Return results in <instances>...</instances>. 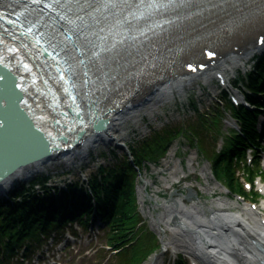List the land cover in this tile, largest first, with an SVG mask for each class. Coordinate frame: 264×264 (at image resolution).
Masks as SVG:
<instances>
[{"label":"rangeland","instance_id":"obj_1","mask_svg":"<svg viewBox=\"0 0 264 264\" xmlns=\"http://www.w3.org/2000/svg\"><path fill=\"white\" fill-rule=\"evenodd\" d=\"M263 52L264 45H260L254 51V53ZM254 55L250 54L234 64H230V60L225 61L229 67V70L225 71L227 86L234 76L239 75L238 71L250 67ZM213 70H203L206 76L204 74L194 75L191 81L186 82L183 91L176 88L171 96L162 99V101L154 103L153 100H150L146 102V109L139 110L137 113L135 111L134 115H138L128 117L118 126L119 132L125 135V138L117 141L120 145L101 141L100 144L96 143V146L90 147L86 157H76L77 161L71 163H68L64 155H59L53 163H46L45 166L38 168L29 176L16 174L4 182L2 187L0 186V195L5 196L7 191L18 182L28 180L40 173L54 176L55 178L51 179V184L63 185V182L60 181L85 180L90 177L92 172L98 173L100 164L107 165L117 162L116 158H123V155L127 153L128 146L136 148L142 139L153 137L155 131L167 125L175 128L182 127V131L189 128L187 132H184L185 134L182 132L177 135L176 133L175 138L168 143L166 152L159 157L157 162L144 161L145 159L142 161V164L145 163L147 167L143 166L142 175H135L133 179L138 199L136 198L137 206H134V213L131 215L132 220L129 228L132 230L127 232L123 242H120L127 248L122 253L123 256L120 251L114 249L116 246H112L109 240L112 230L110 222L90 232L76 219V221L67 222L64 227L52 228L51 230L55 229L56 237L53 234L50 237L48 234L44 235L40 244L29 252L26 258H23L21 249L18 250L16 256L5 260L2 264H173L174 260L180 257L183 258L184 263L188 264V259L194 255L184 251L183 246L186 242L180 239L181 235L174 233L172 226L156 224L160 214L162 222L166 223L165 220L169 213L167 208L170 207L166 205H171L169 198L172 193L177 194L179 198L181 196L182 200L180 199V201L185 205L191 203V199L186 200L185 197L188 195V186H192L194 191L199 193L193 195L195 200L210 203L219 198L232 204L238 202L244 206L252 202L250 199H253L258 206L262 205L264 194L259 189V182H264V149L257 153L254 158L256 161L253 159L252 163L243 157L233 160L231 165L233 183L218 175V178L223 182L232 183L233 189L237 193H241V196L231 193L213 174L215 172L210 157L216 152H220L221 145L230 130L227 121L232 119L230 113L227 111L225 114L220 106L222 117L217 123L220 132L216 133L215 128L209 129L201 126L199 114L193 111L191 105L192 98L200 112L208 111L209 107H212L221 96L222 86L220 85L224 83L216 78V70ZM195 131L197 135L192 133ZM224 170L222 168V171ZM138 181L142 182L138 184ZM145 181L148 185L143 187ZM247 181L251 184L249 187L246 186ZM214 192L216 195L212 197ZM156 200L161 206H157ZM70 223L76 224L72 228L69 226ZM64 230L67 233H72L71 235L77 239L65 244ZM80 232L81 235H78ZM136 238H142L146 242L141 246L142 249L143 247L147 249V246L153 241L158 248L146 257H142L143 253L133 255L130 246L136 242ZM29 241L28 239L24 246Z\"/></svg>","mask_w":264,"mask_h":264},{"label":"bare ground","instance_id":"obj_2","mask_svg":"<svg viewBox=\"0 0 264 264\" xmlns=\"http://www.w3.org/2000/svg\"><path fill=\"white\" fill-rule=\"evenodd\" d=\"M123 1L132 2L121 0L118 3L121 8L126 5ZM210 5H199L198 12L191 17L180 11V26L166 31L155 30L154 37L142 49L116 40L118 55L113 56L110 62L114 78L104 76L112 88L111 96L119 99V106L109 114L105 127L86 137L84 134L81 141L68 152L61 150L27 165L14 167L0 181V186L16 174L29 176L46 163H53L59 154L71 163L77 161L76 157H86L90 147L101 141L119 144L117 141L125 138V135L119 132L118 126L128 117L138 115H134L135 111L146 109L145 103L150 100L155 103L171 96L176 88L183 91L186 82L191 81L194 75L205 73L199 72L197 67L185 68L190 59L205 62L208 66L206 70H218L224 75L229 70L226 60L234 64L252 54L259 46L252 41L261 32L264 34V0H214ZM184 14L186 18L180 17ZM207 46H213L217 51L213 57L201 55ZM147 185L145 181L143 187ZM259 189L264 194V182H259ZM194 194L199 193L188 186L185 199H191L189 205L182 204L181 196L179 198L175 193L169 198L171 205H166L170 206L167 210H171L174 216L167 224L186 242L184 251L198 252L204 264H264L260 249L264 247V201L260 206H243L238 202L230 205L225 199L218 198L206 205L195 200ZM206 210L210 212L204 217ZM161 217V214L158 215L156 224L167 225ZM231 223L243 227V233L232 227Z\"/></svg>","mask_w":264,"mask_h":264},{"label":"trees","instance_id":"obj_3","mask_svg":"<svg viewBox=\"0 0 264 264\" xmlns=\"http://www.w3.org/2000/svg\"><path fill=\"white\" fill-rule=\"evenodd\" d=\"M241 78L242 83L252 92L248 94L249 99L255 100L259 106L260 102H264V54L255 55L253 69L248 70ZM255 94H259L260 97L257 98ZM193 100L191 98V105L193 111L199 114L201 126L209 129L216 128L219 118L222 117L218 104L214 103L208 111L200 112L198 105ZM224 100L227 102L226 106L229 111L238 119L248 137L252 139L254 121L259 115V111L243 106L236 107L227 96L224 97ZM216 129L218 130V127ZM188 130L189 128H185L182 131V127L175 128L167 125L155 131L153 137L142 139L136 148L129 147L133 162L128 153H125L123 158H116L117 162L102 165L99 169L100 172L93 173L90 177L89 184L97 199L96 210L101 213L105 222H110L112 230L109 240L116 248H120L121 255L127 248L125 244L120 245L119 242L123 240L127 232L132 230L129 228L132 220L131 215L134 213V206H137L133 183V178L137 175V167L142 171V167L145 165V163L142 164L144 159V161L157 162L159 157L166 152L168 143L175 138L176 133L177 135L182 132L185 134L184 132ZM192 133L197 135L196 131ZM236 138L246 142L242 137H232L227 142L228 148L219 153L216 152L210 157L216 174L232 183L234 181L231 165L234 157L241 159L243 150L240 147L244 145L234 142ZM246 144L248 145V143ZM231 151L235 153L232 154ZM225 163L226 165H224ZM222 168L225 170L222 171ZM47 178V174L40 173L30 182L20 181L12 186L5 196L0 197V264L5 260H10L12 255L17 253V249L22 247L25 240L30 239L31 242L24 248V252L27 254L34 241H40L41 234L37 232L47 233L54 223L60 227L67 220H74L78 217L82 224L87 223L85 218H82L83 215L90 214L88 209L82 207L83 196L86 195L83 190L85 183L83 185L80 182L67 183L66 187L49 186L45 183ZM38 183L43 188L41 192L34 189V184ZM78 190L82 192L78 193ZM144 244L146 242L142 238H136V242L130 246L132 254L143 253L142 257H146L157 248L154 241L147 246V249L141 248ZM181 261L178 260L177 264H181Z\"/></svg>","mask_w":264,"mask_h":264},{"label":"snow or ice","instance_id":"obj_4","mask_svg":"<svg viewBox=\"0 0 264 264\" xmlns=\"http://www.w3.org/2000/svg\"><path fill=\"white\" fill-rule=\"evenodd\" d=\"M31 3L38 6V11L32 19L26 18L25 24L27 26H20V31L26 33L21 48L30 53L34 52L36 47L42 48L41 52L35 53L37 56L49 53L50 59L43 67L54 69L58 82H63L65 85H69L71 82L70 86L73 88L79 86L80 92L87 95L85 89H90L92 82L99 76L108 75L110 79L114 78L110 62H112L113 56L118 55L116 52L119 46L117 41L113 40L107 45L102 42L94 43L89 39L90 33L84 28L83 23L78 25L77 22L87 20L91 13L102 9H119L116 0L98 2L95 7L88 0H31ZM148 6L153 7L155 5ZM125 7L131 6L125 5ZM140 7L143 8L145 5L141 4ZM49 9L54 15L49 16L48 11H46ZM86 9L89 11L85 12ZM128 15L131 16V12ZM46 17L48 18L46 19ZM11 23L15 24L16 22L11 21ZM140 34L137 33V35ZM8 35L11 36L12 34L8 33ZM29 37H31L30 41ZM120 43L122 44V40ZM5 51L18 54L20 49L15 44H6L4 38L0 37V52ZM4 59V56H0V63H3ZM60 60H63L62 66L58 64ZM17 63L22 64L25 70L30 71L29 64L23 57ZM5 66L7 67V65ZM116 67L119 66L116 65ZM0 79H6V77H0ZM38 79L39 77L33 74L32 81L35 82ZM42 83L47 85L48 81L45 80ZM16 87H20V85H16ZM101 87H104L103 83ZM63 92L68 93V87H64ZM13 96L14 93L9 92L3 99H7L11 106ZM53 103H55L54 99ZM79 110L77 108V111Z\"/></svg>","mask_w":264,"mask_h":264},{"label":"water","instance_id":"obj_5","mask_svg":"<svg viewBox=\"0 0 264 264\" xmlns=\"http://www.w3.org/2000/svg\"><path fill=\"white\" fill-rule=\"evenodd\" d=\"M102 128L104 127V125L103 126H101Z\"/></svg>","mask_w":264,"mask_h":264}]
</instances>
